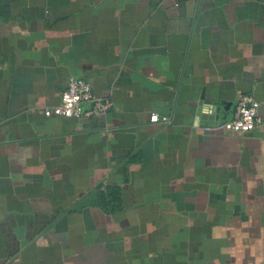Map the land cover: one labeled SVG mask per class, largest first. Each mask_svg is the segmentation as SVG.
I'll return each mask as SVG.
<instances>
[{
  "label": "crops",
  "instance_id": "crops-1",
  "mask_svg": "<svg viewBox=\"0 0 264 264\" xmlns=\"http://www.w3.org/2000/svg\"><path fill=\"white\" fill-rule=\"evenodd\" d=\"M72 76L113 107L46 115ZM242 94L264 120V0H0V264H264Z\"/></svg>",
  "mask_w": 264,
  "mask_h": 264
},
{
  "label": "built area",
  "instance_id": "built-area-1",
  "mask_svg": "<svg viewBox=\"0 0 264 264\" xmlns=\"http://www.w3.org/2000/svg\"><path fill=\"white\" fill-rule=\"evenodd\" d=\"M113 107L109 99L99 97L90 82L79 76L69 78L61 94L59 105L46 110V115L88 118L104 113ZM153 122L169 123L170 118L152 117ZM264 120L259 113V102L252 94H242L235 104L233 116L224 122L228 133L247 134L263 126Z\"/></svg>",
  "mask_w": 264,
  "mask_h": 264
},
{
  "label": "trees",
  "instance_id": "trees-1",
  "mask_svg": "<svg viewBox=\"0 0 264 264\" xmlns=\"http://www.w3.org/2000/svg\"><path fill=\"white\" fill-rule=\"evenodd\" d=\"M101 195H102V198H103L104 200L107 199V197H108V194H106V193H102Z\"/></svg>",
  "mask_w": 264,
  "mask_h": 264
}]
</instances>
